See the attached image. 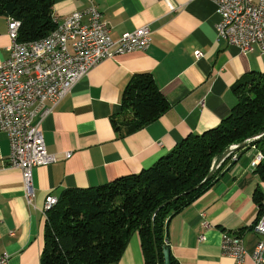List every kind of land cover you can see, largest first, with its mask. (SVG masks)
<instances>
[{
  "label": "crops",
  "instance_id": "obj_1",
  "mask_svg": "<svg viewBox=\"0 0 264 264\" xmlns=\"http://www.w3.org/2000/svg\"><path fill=\"white\" fill-rule=\"evenodd\" d=\"M54 1L59 19L89 5V0ZM93 1L114 39L148 25L152 42L145 50L102 60L44 117L46 147L58 161L34 168L36 207L26 198L21 169L9 165L10 139L0 130V257L8 254L0 264H41L48 195L60 197L67 188L95 186L151 167L188 135L220 124L238 102L234 84L260 72L264 63L259 47L243 53L218 36L221 16L211 0ZM7 19L0 14V62L9 55ZM196 51L203 55L198 58ZM139 72L154 75L170 108L126 133L134 116L124 111L122 96ZM255 154V149L247 150L209 190L170 219L168 242L180 264H236L222 249L224 231L242 235L246 264H255L251 253L261 235L253 228L259 211L254 194L257 187L264 192V181L250 165ZM107 264H145L140 235L132 236L117 262Z\"/></svg>",
  "mask_w": 264,
  "mask_h": 264
},
{
  "label": "trees",
  "instance_id": "obj_2",
  "mask_svg": "<svg viewBox=\"0 0 264 264\" xmlns=\"http://www.w3.org/2000/svg\"><path fill=\"white\" fill-rule=\"evenodd\" d=\"M54 2L0 0V14L21 20V40H36L56 28ZM233 89L238 102L220 124L188 135L151 167L99 185L65 189L47 214L41 264L117 262L135 233L141 238L145 264H180L168 242L170 219L209 190L247 150L264 156V73L251 72ZM122 107L133 113L126 130L131 133L158 119L170 102L151 72H139L123 92ZM114 126L120 129L117 120ZM258 135L204 181L230 146ZM254 172L264 181V158ZM254 200L259 206L256 223L264 213L261 187Z\"/></svg>",
  "mask_w": 264,
  "mask_h": 264
},
{
  "label": "built area",
  "instance_id": "obj_3",
  "mask_svg": "<svg viewBox=\"0 0 264 264\" xmlns=\"http://www.w3.org/2000/svg\"><path fill=\"white\" fill-rule=\"evenodd\" d=\"M220 14L218 36L236 45L243 53L259 47L264 55V0H211ZM56 28L40 39H20L21 20L8 16L10 44L8 57L0 62V130L10 139L9 165L22 171L28 203L34 202V168L58 161L46 147L42 121L53 107L68 95L75 85L102 60L118 54L147 49L151 29L143 25L123 33L118 39L111 35V26L93 0L83 10H76L65 19L53 15ZM199 58L203 54L195 52ZM51 106H47V103ZM252 169L264 158L255 150ZM71 152L66 153L70 157ZM236 158V157H235ZM1 171V167H0ZM59 197H46L43 214L57 205ZM206 227L210 223L205 224ZM261 235L251 257L255 264H264V213L253 226ZM222 249L236 264H246L247 250L240 233L224 231ZM8 254L0 257L4 262Z\"/></svg>",
  "mask_w": 264,
  "mask_h": 264
},
{
  "label": "water",
  "instance_id": "obj_4",
  "mask_svg": "<svg viewBox=\"0 0 264 264\" xmlns=\"http://www.w3.org/2000/svg\"><path fill=\"white\" fill-rule=\"evenodd\" d=\"M262 135V134H261ZM261 135H258V136H255L253 138H249L247 139L246 141L242 142V143H239V144H234L232 146H230L225 152L224 154L222 155V157L220 158L219 162L216 163L212 169H211V172L209 173V175L206 177V179L204 181H206L207 179H209L214 173L215 171L217 170V168L221 165V163L227 158L229 157L230 155H232L236 150H238L239 148L245 146L247 143L253 141L254 139H257L259 137H261ZM235 164V163H234ZM233 166L230 165V167ZM169 254H170V250L169 249H166L165 250V259L166 261L169 260Z\"/></svg>",
  "mask_w": 264,
  "mask_h": 264
},
{
  "label": "rangeland",
  "instance_id": "obj_5",
  "mask_svg": "<svg viewBox=\"0 0 264 264\" xmlns=\"http://www.w3.org/2000/svg\"><path fill=\"white\" fill-rule=\"evenodd\" d=\"M261 71L264 73V63L262 64ZM261 71H260V72H261Z\"/></svg>",
  "mask_w": 264,
  "mask_h": 264
}]
</instances>
